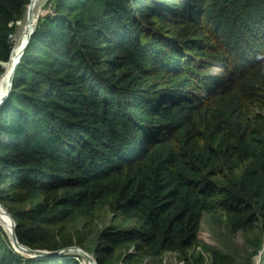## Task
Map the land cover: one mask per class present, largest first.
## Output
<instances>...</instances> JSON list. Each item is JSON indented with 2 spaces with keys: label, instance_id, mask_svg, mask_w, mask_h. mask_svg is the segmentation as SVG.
I'll return each instance as SVG.
<instances>
[{
  "label": "trees",
  "instance_id": "obj_1",
  "mask_svg": "<svg viewBox=\"0 0 264 264\" xmlns=\"http://www.w3.org/2000/svg\"><path fill=\"white\" fill-rule=\"evenodd\" d=\"M30 2L0 0L4 65ZM47 6L0 108V198L15 204L20 244L86 246L112 264L139 242L152 257L189 261L203 216L216 213L230 234L259 230L256 245L264 242V0ZM218 64L223 75L211 72ZM103 208L139 229L80 244L68 223L90 229ZM5 236L0 229V264H23ZM207 252L211 264H234Z\"/></svg>",
  "mask_w": 264,
  "mask_h": 264
},
{
  "label": "rangeland",
  "instance_id": "obj_2",
  "mask_svg": "<svg viewBox=\"0 0 264 264\" xmlns=\"http://www.w3.org/2000/svg\"><path fill=\"white\" fill-rule=\"evenodd\" d=\"M49 1L50 0H46L44 2L38 20L40 16L49 14V9L47 6ZM31 3L32 0L25 11L24 17L20 22L17 23L16 34L12 36L14 49L23 32L22 21H24L25 15ZM37 25L38 21L36 26ZM146 28L150 29L149 27ZM26 44L27 42H25V46ZM17 56L18 54L15 58H12L8 64L4 65L6 71L0 81V102L9 90V86L11 84L12 79L11 74L15 67V62L18 61ZM211 72L218 76L223 75L224 68L222 65L218 64L215 65ZM3 208L7 210L17 228V223L13 217L12 211L15 208V204L12 205L10 203H5L2 201V198H0V229L6 234L5 237L7 239L8 244L13 249V252L18 257L24 259L23 264H25L26 261L39 262L41 260H48L52 258H59L65 260L68 257L69 259L73 258L77 260L80 264H98V260L96 258L97 255L92 251V249L91 251L90 249L86 250V246L82 247L80 245H65L64 247L55 250L56 252H61L59 255L50 258H33L31 256H28L25 251L26 249L19 245L16 240H12V237L9 234L11 222L6 216ZM17 208L24 209L25 206L18 205ZM95 216L96 218L94 220V224L90 227V229L85 226V222L83 221V219H78L73 223H68L67 226V231L69 233L73 235L77 233L79 235L78 237L80 238V244L88 245L90 246V248H92L94 244L98 243L97 241L100 240L102 233L107 231L109 232L110 230H112V228H117L115 229L117 230V233L122 232L128 234L137 232V230L139 229L137 227L136 221H128L124 220L123 218H118L116 220L115 216L106 208L97 211ZM49 230H51L52 232L57 231V229L54 227H49ZM46 231L43 229V232ZM258 234L260 235L259 230H256L251 235V237L249 236V238H245L241 233L230 234L227 230L226 219L221 213H216L212 215L205 214L202 218L200 229L197 234V245H195L193 248L194 253L191 250L189 251V255L191 256L189 261L183 260V258L178 253L174 252H165L158 257H152L141 252V249H138L140 243L137 242L131 244L130 246L128 245L120 247L117 252L114 253L112 264H196L194 261L197 259V256H202L205 260V264H211V256L209 252H207V250L209 249L219 250L224 255L232 257L235 260L234 264H264V242H262L259 246L256 245V239H259ZM78 250L80 252H77ZM85 254L88 257H86Z\"/></svg>",
  "mask_w": 264,
  "mask_h": 264
},
{
  "label": "bare ground",
  "instance_id": "obj_3",
  "mask_svg": "<svg viewBox=\"0 0 264 264\" xmlns=\"http://www.w3.org/2000/svg\"><path fill=\"white\" fill-rule=\"evenodd\" d=\"M46 0H32V3L30 7L27 10V13L25 15L24 21H22V34L16 44L15 49H13V55L12 58H15L17 56V60L20 59L22 52H23V47L25 46V42H27L28 37L30 36V33L35 30L36 24L38 21V17L40 15V12L43 8L44 2ZM46 6V5H45ZM23 48V49H22ZM21 52V54H20ZM17 62V61H16ZM15 62V64H16ZM14 70V69H13ZM2 101V100H1ZM22 250V249H21ZM26 251V254L28 255V251ZM30 256V255H28Z\"/></svg>",
  "mask_w": 264,
  "mask_h": 264
},
{
  "label": "water",
  "instance_id": "obj_4",
  "mask_svg": "<svg viewBox=\"0 0 264 264\" xmlns=\"http://www.w3.org/2000/svg\"><path fill=\"white\" fill-rule=\"evenodd\" d=\"M34 31H35V30H34ZM34 31H32V32L30 33V36H29L28 39H27V44H26V46L24 47V51L22 52V55H21L20 59H18V61H17L16 64H15L14 70L12 71V74H11L12 79H11V84H10V86H9V90H8L7 94L4 96V98L2 99V101L0 102V108L4 105V103L8 100V98H9V96H10L11 89H12L13 82H14V77H15L16 71H17V69H18V66H19V64H20V62H21L20 60H21L22 56L24 55V52H25L26 48H27V47L29 46V44H30L31 37H32ZM4 64H5V63H1V62H0V65H1L2 67H3ZM3 69H4V67H3ZM3 209H4V211H5L6 216L8 217V219H9L10 222H11V224H10L11 228L9 229V230H10L9 234H10V236L12 237V240H16V242H17L19 245H21L22 247H24V248L28 251V255H30V256L33 257V258H50V257H53V256H57V255H59V254L61 253V252H56V251H35V250H30L28 247H25V246H23L22 244H20V242H19L18 239H17V235H16V229H15V228H16V225L14 224V221L12 220V218H11V216L9 215V213L7 212V210H6L5 208H3ZM77 252H80V251L78 250ZM82 254H83V253H82ZM85 256L88 257L86 254H85Z\"/></svg>",
  "mask_w": 264,
  "mask_h": 264
}]
</instances>
